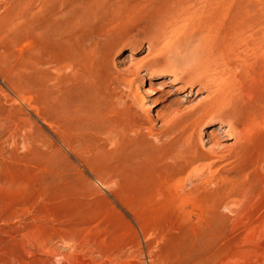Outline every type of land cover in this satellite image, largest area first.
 I'll return each instance as SVG.
<instances>
[{
	"label": "rangeland",
	"instance_id": "374dc122",
	"mask_svg": "<svg viewBox=\"0 0 264 264\" xmlns=\"http://www.w3.org/2000/svg\"><path fill=\"white\" fill-rule=\"evenodd\" d=\"M73 80L92 87L117 130L144 118L128 135L149 139L153 176L126 168L121 190L107 157L83 163L63 151L46 103ZM177 84L190 94L160 102ZM212 84L222 115L203 129H226L230 119L264 139V0H0V264H264V174L242 177L249 185L239 189L226 180L235 193L215 212L207 194L233 160L211 144L196 148V134L179 135L189 105ZM95 145L112 147L103 135L77 154ZM194 147L208 159L172 189L170 174L197 162L187 153Z\"/></svg>",
	"mask_w": 264,
	"mask_h": 264
},
{
	"label": "bare ground",
	"instance_id": "6f19581e",
	"mask_svg": "<svg viewBox=\"0 0 264 264\" xmlns=\"http://www.w3.org/2000/svg\"><path fill=\"white\" fill-rule=\"evenodd\" d=\"M174 77L171 76L169 78L160 80L157 83V86L152 88L151 90L152 93H158L163 88L167 87L169 84H172L174 82ZM97 88H100V87H97ZM172 89H173L172 92H170L160 102L168 101L167 100L169 99L168 97H171V95L173 96L177 95L176 93H179L182 91H186L187 92L186 95H189L190 91L192 90V87H186L185 84H177L173 86ZM197 90L198 89H196L195 91ZM220 91L221 90L219 87H217V84L216 85L212 84V86H210L207 92V95L199 99L197 98L198 99L197 101L189 105V109H187V113L184 115V119L186 123L185 124L182 123V125L178 129L180 136H185L188 134L189 136L194 135V134L197 135V137L199 138V143H198V147L196 148H199L201 145V149L207 151L210 148L209 146L211 144L212 145L211 148L219 147L220 149L219 152L214 151L215 152L214 154L218 155L221 158L230 156L231 159L233 160L232 162L233 168L231 169L232 171L230 170L231 174H228L226 172L224 174L221 173L219 176L217 175L218 178L216 179H219V183L216 184V188L212 192L207 194V199H208L207 203H209L208 206L212 207L214 211L215 210L218 211L222 205H225L226 204L225 200L227 198L229 199V196H232V192H234L236 189V187H233L231 185L229 187L226 186L224 183L226 180L230 178L235 179L238 182V189H239V188H243L245 184L244 181L243 183H240V179L242 180V177H245L243 179L248 178V179L255 180L260 174L261 176H263L262 173L264 174V169L261 167V164L263 163L262 160L264 158V139L255 140L253 139V136L250 137L251 135L250 129L248 128L247 124L235 125V123L231 122L230 119L228 118L229 120L226 119L228 120L226 129L225 128L223 129L222 125H218L216 127L209 125L207 129L205 130L203 129L204 125L205 126L208 125V124H204L203 122L204 120L207 119L206 121H209V119L211 120L213 117L222 115L220 114V111L222 110L224 99L220 95ZM96 96H97L96 93H94L90 85L84 82L76 81V80H73L70 85H66V86L62 85L58 87V89L49 96L50 99L47 100L46 106L50 107V110L52 113L50 118L54 119L57 122V125L59 126L61 130V136L59 137V142L61 144L60 146H62L61 148L64 149L63 151L70 152L75 157L80 159L83 163H87L89 161H95L101 155H103L104 158L107 157L108 178L111 179L110 183H113L115 185L116 184L120 185L119 187L120 189L123 185L124 179H122V177L125 175L124 169L126 168H129L128 174H130V170H131L134 173H139L140 176H153L155 157H153L150 152L149 148L151 147V143L149 139L143 138L139 141L132 142V140L129 138V135H128L129 132H132V131L135 132V130L138 129V127H140L144 118H140L141 116L139 115L140 117L138 116L136 118V121L133 122V124L124 127V129L127 132L124 131V129L123 131H119L117 130L118 124L116 122L110 121V120L106 121L104 119L106 108H104V106L102 107V105L98 102ZM176 111H178V109L174 108L171 110V113L175 114ZM255 111L256 109L253 106V108L251 107V108H248V110L246 109L244 113H254ZM259 111L261 112V110ZM153 116L155 118L159 117V113L157 112V110H155V113ZM143 117H145L146 121H149V115L146 114ZM216 129H219V131L222 132V135L225 138V140L223 141L225 142L220 143L219 139L215 138ZM103 135L110 140V144L112 145V147L110 146V148L105 149L103 145H95L92 147L91 150H89L88 152H85V154L83 153L82 156H79L77 154L78 152L82 151L83 146L92 145L98 137L103 136ZM230 138H232V141L226 142L230 140ZM204 144L207 145L206 148H203L205 147ZM196 148L193 151H191L192 148L189 149L187 153L188 154H190V152L192 153L194 152L193 154L198 153L199 158L197 162L196 161H194V163L184 162L183 165L178 166V169L176 168L177 170L175 172L173 171L174 174H170V185L172 186V189H173V185L171 183L176 181V179H179V177L187 169L196 170L200 162L206 159V157L208 156V153L206 154L207 155L206 156L204 152H202L201 150L197 151ZM165 150H167V148ZM222 152H224L226 155L223 154ZM219 153L221 154L219 155ZM169 154L171 157L173 155V152L168 151V155ZM59 163H60L61 170L66 171L67 162H66V156L64 153H62V155L60 156ZM197 171H194V172H197ZM204 179L201 178L199 180L198 185H201L204 182ZM178 181H180V179ZM178 181L174 182V185ZM206 181L208 182V180ZM245 185L248 186L249 184L248 185L245 184ZM227 188H228V191H227Z\"/></svg>",
	"mask_w": 264,
	"mask_h": 264
}]
</instances>
